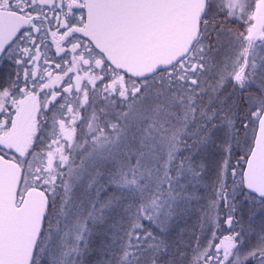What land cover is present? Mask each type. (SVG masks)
Masks as SVG:
<instances>
[{"label": "snow or ice", "instance_id": "6c2138e0", "mask_svg": "<svg viewBox=\"0 0 264 264\" xmlns=\"http://www.w3.org/2000/svg\"><path fill=\"white\" fill-rule=\"evenodd\" d=\"M0 264H264V0H0Z\"/></svg>", "mask_w": 264, "mask_h": 264}]
</instances>
